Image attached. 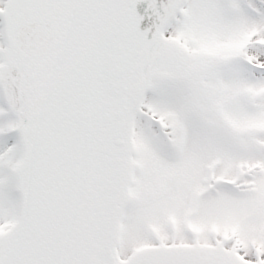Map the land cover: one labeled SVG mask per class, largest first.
Listing matches in <instances>:
<instances>
[{
    "label": "snow or ice",
    "instance_id": "snow-or-ice-1",
    "mask_svg": "<svg viewBox=\"0 0 264 264\" xmlns=\"http://www.w3.org/2000/svg\"><path fill=\"white\" fill-rule=\"evenodd\" d=\"M0 264H264V0H0Z\"/></svg>",
    "mask_w": 264,
    "mask_h": 264
}]
</instances>
